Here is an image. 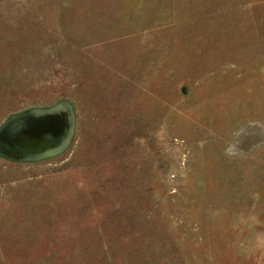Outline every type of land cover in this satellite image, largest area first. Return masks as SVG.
Returning <instances> with one entry per match:
<instances>
[{"label": "rangeland", "instance_id": "rangeland-1", "mask_svg": "<svg viewBox=\"0 0 264 264\" xmlns=\"http://www.w3.org/2000/svg\"><path fill=\"white\" fill-rule=\"evenodd\" d=\"M63 100L65 152L0 157V264H264V0H0V125Z\"/></svg>", "mask_w": 264, "mask_h": 264}, {"label": "water", "instance_id": "water-1", "mask_svg": "<svg viewBox=\"0 0 264 264\" xmlns=\"http://www.w3.org/2000/svg\"><path fill=\"white\" fill-rule=\"evenodd\" d=\"M75 132L76 112L69 100L17 112L8 116L0 125V157L15 162H38L53 158L71 146ZM32 134L40 136L33 137ZM23 135L47 140L49 145L16 155L19 150L17 141Z\"/></svg>", "mask_w": 264, "mask_h": 264}, {"label": "trees", "instance_id": "trees-1", "mask_svg": "<svg viewBox=\"0 0 264 264\" xmlns=\"http://www.w3.org/2000/svg\"><path fill=\"white\" fill-rule=\"evenodd\" d=\"M30 139H33L34 141H35V145L36 144H38L39 146L37 147V150L38 149H42L43 147H40L41 146V143L42 142H44V141H42V140H40V139H36V138H24L23 140H22V143H23V145L22 146H27V143H29V141H30ZM44 146V145H43ZM40 147V148H39Z\"/></svg>", "mask_w": 264, "mask_h": 264}, {"label": "flooded vegetation", "instance_id": "flooded-vegetation-1", "mask_svg": "<svg viewBox=\"0 0 264 264\" xmlns=\"http://www.w3.org/2000/svg\"><path fill=\"white\" fill-rule=\"evenodd\" d=\"M32 135H33V134H32ZM32 135H23V136H20V137H19V139H18V141H17L18 144H19V148H18L19 150H20V148H22V145H23L22 140H23L24 138H31ZM38 135H39V134L33 135V137H34V136L38 137ZM39 136H40V135H39ZM48 144H49V143H48ZM46 147H47V146H46Z\"/></svg>", "mask_w": 264, "mask_h": 264}]
</instances>
